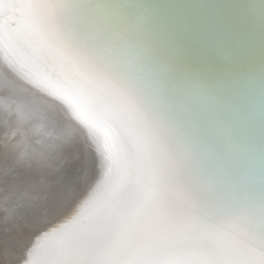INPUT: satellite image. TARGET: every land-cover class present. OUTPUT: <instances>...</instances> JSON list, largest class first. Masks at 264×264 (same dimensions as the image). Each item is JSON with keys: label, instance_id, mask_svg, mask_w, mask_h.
Masks as SVG:
<instances>
[{"label": "snow or ice", "instance_id": "obj_1", "mask_svg": "<svg viewBox=\"0 0 264 264\" xmlns=\"http://www.w3.org/2000/svg\"><path fill=\"white\" fill-rule=\"evenodd\" d=\"M0 53L94 133L0 264H264V0H0Z\"/></svg>", "mask_w": 264, "mask_h": 264}, {"label": "bare ground", "instance_id": "obj_2", "mask_svg": "<svg viewBox=\"0 0 264 264\" xmlns=\"http://www.w3.org/2000/svg\"><path fill=\"white\" fill-rule=\"evenodd\" d=\"M171 2L215 5L240 3L241 0H171ZM6 78L8 85L2 82ZM14 87H18V90H15ZM46 89L50 93V89L54 88L47 82L43 74L27 66H21L19 62L0 53V133L2 134L0 135V144L15 154L13 158L8 159L6 164L8 169H6H12L14 161L18 168L16 171L10 170V174L7 170L0 171V207L6 201L14 210L17 206L28 202L33 189L30 185L22 182L24 177L45 176L58 172L63 163L67 168L73 167L75 161L72 157L80 149V142L84 141L83 135L78 137V142L72 140V135H70L72 133L66 124L61 127L62 129H58L60 132H53L50 128L45 131L46 133H38L34 137L32 135L28 137L26 130L33 132L38 129L34 125L26 127L30 121L35 119L38 123H48L46 119L50 118L51 115L55 116L62 113L72 123H78L76 117L72 115V106L65 101L64 97L58 91H54L52 97L48 96V93L43 92ZM62 107H66V109L62 111ZM85 129L86 127H84V133H86ZM42 135H48L50 138L41 142ZM54 136L57 140H52ZM22 143L31 144L24 146ZM19 144L21 146L16 148L15 146ZM4 150L0 148V167L4 164L1 158L6 153ZM46 165L49 166L46 167ZM6 172L9 175H5ZM5 183L8 185L7 190L4 188ZM13 226L14 223L12 222L0 223V227H8L12 231L11 234L15 233Z\"/></svg>", "mask_w": 264, "mask_h": 264}, {"label": "rangeland", "instance_id": "obj_3", "mask_svg": "<svg viewBox=\"0 0 264 264\" xmlns=\"http://www.w3.org/2000/svg\"><path fill=\"white\" fill-rule=\"evenodd\" d=\"M2 82H5L6 85H8V80L7 78L4 79V81ZM15 90H18V87H14ZM54 91H57L56 89H50V93H48V89L44 90L43 92L44 93H48V96H51L52 97V93H54ZM63 97V96H62ZM64 109H66V107H62V111H64ZM72 115H74V117H76V121H78V123H72V121H70V119H68V117H66V115H62V113H59L58 115H51L50 118L46 119V121H48V123H50V125H48V123H38L35 120H32L30 121V123H28V125H26V127H32V125H34V127H38V129L34 130L32 132V130H26L28 132V137H30V135H32V137H34V135H38V133H46L45 131L48 130V129H52L53 132L55 131H58V129H62L61 127H64L65 124L67 126V128L70 130V135H72V140L78 142V137H81L82 135V138L85 139V136H89V137H93L94 136V133L91 135V129L88 128L86 133H84V127H86L85 125H83V122L82 120L80 119L79 115L74 111V109L72 108ZM35 121V122H34ZM76 127H78V129H76ZM75 128V130H74ZM44 130V131H43ZM36 131V132H35ZM60 132V131H58ZM48 134H51V133H48ZM0 135H2L0 133ZM50 137H48V135H42V139H41V142L43 141H46V139H49ZM52 140H57L56 139V136H54L52 138ZM30 141V139H29ZM35 142H37V140H35ZM31 143H22V145L24 146H29ZM38 144V143H37ZM2 144H0V148L1 149H5L4 151L6 152L4 155H2V162L4 163L3 166L0 167V171H4V170H7V161L9 158H13L14 157V152L12 151H9L6 146L3 147V145L1 146ZM21 145L19 144L18 146H15L16 148H19ZM15 148V149H16ZM12 155V156H11ZM4 156V157H3ZM7 158V159H6ZM16 162L14 161V166L12 169L10 170H15L18 169L17 168V165L15 164ZM49 165H46V167H48ZM3 167V168H2ZM7 168V169H6ZM10 170H7V172L10 174ZM5 173V175H9L8 173ZM14 229H15V225L13 226ZM4 229L5 227H0V238H2L4 236V233H2L1 231L4 232ZM7 229L9 230V234L11 235V230L7 227ZM15 232V231H13ZM13 234V233H12Z\"/></svg>", "mask_w": 264, "mask_h": 264}]
</instances>
